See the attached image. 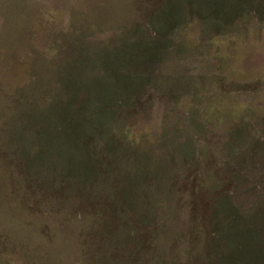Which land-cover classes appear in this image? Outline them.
<instances>
[{"label":"rangeland","instance_id":"rangeland-1","mask_svg":"<svg viewBox=\"0 0 264 264\" xmlns=\"http://www.w3.org/2000/svg\"><path fill=\"white\" fill-rule=\"evenodd\" d=\"M160 1L0 0V264L261 263L250 240L264 246V0L225 33L189 18L163 37L141 30ZM125 35L162 40L116 110L135 144L103 154L89 183L45 149L17 154L15 130L41 129L25 115L55 96L63 65Z\"/></svg>","mask_w":264,"mask_h":264},{"label":"trees","instance_id":"trees-1","mask_svg":"<svg viewBox=\"0 0 264 264\" xmlns=\"http://www.w3.org/2000/svg\"><path fill=\"white\" fill-rule=\"evenodd\" d=\"M171 1L173 7L169 10ZM202 1L206 4L197 0H161L160 9L141 30L151 29L159 37L169 36L185 29L184 23L191 18L208 35L216 36V33L228 31L237 18L247 16L252 10L260 13L257 0ZM160 43L159 39L133 40L125 35L116 46H104L93 54L81 52L73 63L64 64L57 78H53L57 82V90H53L55 96H50L43 108H32L30 103L31 108L25 115L30 123L34 122L29 116L37 119L41 129L23 123L19 131L15 130L18 140L14 142V151L30 159L38 149H45L51 155V165L60 167L64 177L75 178L80 183L93 181L102 174L103 154L118 153L122 138L135 144L125 121L116 116V110L125 107L127 99L142 88L145 76L142 63L161 59V54L156 52V48H161ZM28 133V139H24ZM97 141L103 144L102 153L92 149ZM181 147L192 157L197 152L190 140L183 142ZM160 193L164 190L155 192L156 195ZM224 210L227 217L232 215L233 210H227L226 205ZM244 229L242 227V235ZM250 241L256 246L255 258L264 264L262 238L257 234L256 239Z\"/></svg>","mask_w":264,"mask_h":264}]
</instances>
